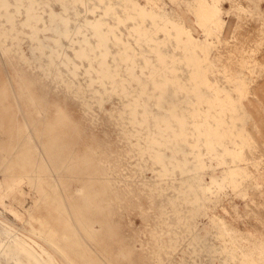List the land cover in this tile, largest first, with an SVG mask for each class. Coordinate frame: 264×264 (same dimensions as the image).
I'll return each instance as SVG.
<instances>
[{
	"label": "rangeland",
	"instance_id": "obj_1",
	"mask_svg": "<svg viewBox=\"0 0 264 264\" xmlns=\"http://www.w3.org/2000/svg\"><path fill=\"white\" fill-rule=\"evenodd\" d=\"M213 2L0 0V75L64 130L46 152L0 114L1 232L59 264L58 234L77 264H264V0L224 2L226 33Z\"/></svg>",
	"mask_w": 264,
	"mask_h": 264
},
{
	"label": "bare ground",
	"instance_id": "obj_2",
	"mask_svg": "<svg viewBox=\"0 0 264 264\" xmlns=\"http://www.w3.org/2000/svg\"><path fill=\"white\" fill-rule=\"evenodd\" d=\"M4 6L8 7L6 3H4ZM66 10V9H65ZM87 12H89L87 10ZM86 12V13H87ZM157 13V12H156ZM32 17V16H31ZM78 25V24H76ZM96 25V24H95ZM102 24H98L94 26V30L98 33L100 30V27ZM77 31H79V27H76ZM45 29V28H44ZM168 29V28H167ZM102 31V30H101ZM97 35V34H96ZM66 37L67 33H66ZM69 38V37H68ZM99 38V48L106 47V39L105 36L98 33ZM117 39V37H116ZM118 40V39H117ZM47 47V46H46ZM79 57H82L84 54L83 52L78 53ZM127 59L130 60L129 55L127 56ZM201 90V89H200ZM210 98V97H209ZM214 98V97H213ZM36 98L33 95V92L31 88L25 87L20 83H17L12 79L10 74L7 75V77H2L0 75V114L6 117L7 115H12L16 118H19L23 126L26 127L28 131L31 132V135L34 137V141L36 145H39V140L44 142V140L47 141V144L45 146V151H52L54 149V144H56V139H61L64 136V130L62 125L60 124L61 128H59V123L57 120L52 116H48L47 113L39 109V107L36 105ZM215 106V105H214ZM200 111V110H199ZM36 113L39 116H45V121L40 122L36 120ZM173 113V112H172ZM45 114V115H44ZM201 116V115H200ZM217 120V119H216ZM186 128V127H185ZM196 128V127H195ZM225 128V127H224ZM47 130L49 133V136L44 139L42 137L43 130ZM212 129V128H211ZM222 130V129H221ZM182 131V130H181ZM200 131V130H199ZM220 132V131H219ZM223 133V132H222ZM184 134V133H183ZM224 134V133H223ZM38 136V137H37ZM222 137V136H221ZM211 140V139H210ZM227 141V140H226ZM183 142V141H182ZM222 142V141H221ZM223 143V142H222ZM215 144V143H214ZM210 150V149H209ZM54 151V150H53ZM47 152V151H46ZM52 153V152H51ZM45 156V153H42ZM11 155L15 156L14 154L7 153V157H11ZM48 155V154H47ZM50 156V155H49ZM48 156V157H49ZM160 156V155H159ZM160 158V157H159ZM48 159V158H47ZM54 161V160H53ZM57 161V160H56ZM50 165V164H49ZM166 166V165H165ZM52 167V166H51ZM168 169V168H167ZM168 172V171H167ZM163 176V175H162ZM80 179V178H79ZM65 186V185H64ZM63 187V186H62ZM58 189V188H57ZM173 189V188H172ZM176 189V188H175ZM49 190V194H52ZM183 191V189H182ZM178 192V191H177ZM186 193V192H185ZM54 196V195H53ZM196 196V195H195ZM103 197V196H102ZM187 197V196H186ZM101 198V197H100ZM99 198V199H100ZM189 199V198H188ZM96 201V200H95ZM98 202V201H97ZM102 203V202H101ZM68 204V203H67ZM199 205V204H198ZM84 207V206H83ZM95 207V206H94ZM99 207V206H97ZM107 208V207H105ZM104 208V209H105ZM194 208V207H193ZM202 208V207H201ZM80 209V208H79ZM90 209V208H89ZM203 209V208H202ZM98 210V209H97ZM101 210V209H99ZM195 210V209H194ZM69 211V210H68ZM74 211L76 215L79 214V211L77 208L74 207ZM111 211V210H110ZM195 212V211H194ZM74 213V212H73ZM111 213V212H110ZM191 213V212H190ZM83 214V213H82ZM104 214V213H103ZM100 214V215H103ZM192 214V213H191ZM112 215V214H111ZM195 215V214H194ZM197 215V213H196ZM203 215V214H202ZM72 216V215H71ZM75 216V214H74ZM84 216V215H83ZM98 216V215H97ZM79 217V216H78ZM88 217V216H87ZM110 217V216H109ZM32 219L35 222H38L40 226L44 228V232L38 231L36 228H32L31 234L36 236L40 240H46L49 239L46 237V232H48V236L50 238L52 236H57L59 233V230L56 229L54 226H52L49 219L42 216H34L32 215ZM82 220V219H81ZM88 220V219H86ZM97 222H100L103 224V228L100 231H94L92 229H86L87 232H85V235L89 237L94 244L95 247L99 248L101 250V253L103 256L110 258L113 262V256H114V249L112 250V246L114 245L113 240V228L110 221H108L104 216L103 217H97ZM202 220V219H201ZM91 221V220H90ZM218 221V220H217ZM88 223V222H86ZM91 224V223H90ZM89 224V226H90ZM223 224V223H222ZM221 224V225H222ZM197 225V224H196ZM199 225V224H198ZM91 227V226H90ZM215 227V226H214ZM42 228V229H43ZM92 228V227H91ZM197 229V228H196ZM217 231V230H216ZM224 231V229H223ZM1 232V231H0ZM220 232V231H219ZM226 232V231H225ZM4 236L2 239L0 238V264H22L21 258H25L28 260V262L34 263V264H59L58 261L55 259L54 256L50 255L48 251H46L40 244H38L37 241H34L33 239L29 238V243L24 241L21 237H19L17 234L13 232L5 233V231L1 232ZM222 233V232H221ZM30 234V233H29ZM28 234V235H29ZM116 235V234H115ZM220 236V235H219ZM218 237V236H217ZM58 242L60 243L62 240V236L58 234ZM54 239V238H51ZM224 239V238H223ZM226 239V238H225ZM231 239V238H230ZM49 241H51L49 239ZM199 241V240H198ZM225 241V240H224ZM56 243L54 250L62 257L64 261H66L68 264H77L76 262L71 261L66 252L63 250V244L61 242V247ZM52 243V241H51ZM232 243V242H230ZM38 246L40 249H42V253L45 254L48 258V261H44L41 256L38 254V252L34 249V246ZM225 245V244H224ZM221 247V246H220ZM228 247V246H227ZM229 248V247H228ZM232 249V248H231ZM124 251V250H123ZM223 251V250H222ZM232 251V250H231ZM87 253V252H85ZM236 253V252H235ZM238 253V252H237ZM90 254V253H89ZM92 254V253H91ZM88 255V253L86 254ZM231 255V254H230ZM92 255H89V257ZM3 257V260L1 258ZM116 258H119L118 256H115ZM243 257V256H242ZM94 258V257H93ZM103 258V257H102ZM235 258V257H234ZM230 260V259H229ZM94 262H97V259H93ZM116 262V261H115ZM107 264V263H105ZM117 264V263H116ZM252 264V263H251Z\"/></svg>",
	"mask_w": 264,
	"mask_h": 264
},
{
	"label": "crops",
	"instance_id": "obj_3",
	"mask_svg": "<svg viewBox=\"0 0 264 264\" xmlns=\"http://www.w3.org/2000/svg\"><path fill=\"white\" fill-rule=\"evenodd\" d=\"M224 2H227V0H214V2L213 3H216L217 4V7H218V16H219V18L221 19V21H223L224 23H225V33L227 32V30L229 29L228 28V22L224 19V14L225 15H229L231 12H229V11H227L226 9H224L223 8V3ZM210 3V2H209ZM242 5V4H241ZM243 6V5H242ZM245 9H246V12L248 13L249 11H248V9L245 7V6H243ZM262 35H263V37H264V30L262 31ZM224 38L223 39H225L226 40V38H225V34H224V36H223ZM227 41V40H226ZM261 89H264V88H261ZM259 102H261V99L259 100Z\"/></svg>",
	"mask_w": 264,
	"mask_h": 264
}]
</instances>
